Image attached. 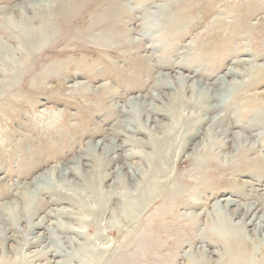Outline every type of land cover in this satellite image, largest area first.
<instances>
[{
  "label": "rangeland",
  "instance_id": "obj_1",
  "mask_svg": "<svg viewBox=\"0 0 264 264\" xmlns=\"http://www.w3.org/2000/svg\"><path fill=\"white\" fill-rule=\"evenodd\" d=\"M52 1L0 0V80L13 74L15 60L23 62L18 23L33 19L40 3L49 9L58 2ZM112 1L85 10L81 34L71 35L65 49L57 44L63 58L40 55L37 73L0 91V264H190L188 255L200 259L205 251L214 263L223 244L206 231L221 220L225 199L233 200L226 208L234 223L255 213L264 221V0ZM95 21L124 23L133 36L98 44L94 35L107 30ZM179 73L189 78L163 75ZM205 83L214 90L209 103ZM195 99L200 103L190 104ZM238 134L251 142H238ZM209 154L216 164L207 163ZM79 162L84 168L73 169ZM50 172L57 184L37 189ZM152 177L163 181L164 197L127 216L123 191L132 196ZM91 180L105 197L82 203ZM161 198L164 218L157 216ZM94 205L96 214L88 212ZM173 207L182 212L179 220L167 214ZM248 207L256 208L247 219ZM237 226L258 242L254 226ZM57 249L62 253L54 257Z\"/></svg>",
  "mask_w": 264,
  "mask_h": 264
},
{
  "label": "bare ground",
  "instance_id": "obj_2",
  "mask_svg": "<svg viewBox=\"0 0 264 264\" xmlns=\"http://www.w3.org/2000/svg\"><path fill=\"white\" fill-rule=\"evenodd\" d=\"M54 1V0H53ZM52 1V2H53ZM106 1H109V0H58V2H55L54 4L50 5L49 6V9L45 7V5L47 4H41L38 6V8H36V11L35 12V17H33V19H36L35 21L38 22V25L35 26L34 25V21L33 19H28L29 21H26L23 23V24H19L18 23V27H16V30L14 31L15 32V36H17V40H19L21 46L23 47V62L21 64H19V61L18 60H15L11 66H12V72L13 74L12 75H7L6 79L3 78L5 81L1 82L3 79L0 80V91L4 90V88H10V87H14V86H18L22 83V81H27L26 79H28V76L29 75H34L35 72L34 70L36 69V66L39 67V63L42 62L40 59H42V55L44 56L43 58H45L46 60H50L51 58H58V57H61L63 58V52H60L56 47H57V44L61 43V44H64V46L62 47L63 49H65V45L67 46V44L70 42V39L69 37H71V35L73 36V34L75 35H79L78 33L80 32L81 34V31L83 30V26L85 25V23H87V15H85V10L87 8H92V7H96L98 6L100 3H104ZM38 2V1H37ZM111 3H113L114 1L110 0ZM43 3V2H42ZM99 9V8H98ZM28 11V10H27ZM248 13V12H247ZM32 15V14H31ZM98 15H100V18L103 19L104 15H105V10L103 9H100L98 10ZM245 15H248V14H244ZM28 17V16H27ZM144 17V16H143ZM137 18V17H136ZM107 21H110V20H107ZM248 21V20H247ZM115 22V21H113ZM113 22H106L105 21H95V23H97L98 26L103 25L104 28H105V31L106 33L101 36L95 34L94 35V39L93 41L97 42L98 44H102L104 42H110V38L112 36H115L117 37V39H128V38H131L133 35V30L131 32L130 28L128 27V25L124 24V23H120L119 22H116L117 25H112ZM140 22V21H139ZM12 23V22H11ZM17 23V22H15ZM13 24V23H12ZM244 24V23H243ZM246 24V23H245ZM248 25V24H247ZM245 25V26H247ZM15 26V24H14ZM116 29H114V27ZM252 27V26H251ZM93 28V27H92ZM248 28V27H247ZM90 30V29H88ZM98 30V29H97ZM87 31V30H86ZM95 31V30H94ZM99 31V30H98ZM91 32H92V29H91ZM96 32V31H95ZM98 33V32H97ZM118 33V34H116ZM87 34V33H86ZM85 34V35H86ZM84 35V34H83ZM91 35V34H90ZM82 36V35H80ZM85 38V37H84ZM83 38V40H84ZM89 38V37H88ZM75 39V38H74ZM78 39V38H77ZM82 39V38H81ZM138 39V38H137ZM211 39V38H210ZM79 40V39H78ZM82 40V41H83ZM91 40V39H89ZM134 40V39H133ZM81 41V42H82ZM88 41V40H87ZM4 42V41H2ZM6 42V41H5ZM4 42V43H5ZM89 42V41H88ZM134 42V41H132ZM222 42V41H221ZM1 43V42H0ZM74 43V42H73ZM112 43V42H111ZM215 43V42H214ZM2 44V43H1ZM0 44V48H2V45ZM6 44V43H5ZM60 44V45H61ZM77 43H75L76 45ZM89 44V43H88ZM4 45V44H3ZM81 45V44H80ZM6 45H4L5 47ZM20 46V47H21ZM69 46V45H68ZM88 46V45H87ZM3 47V48H4ZM16 49H18L17 47H15ZM14 48V49H15ZM70 48V47H69ZM68 48V49H69ZM82 48V47H81ZM89 48V47H88ZM6 49V48H4ZM3 49V50H4ZM9 49V48H8ZM20 49V48H19ZM62 49V50H63ZM67 49V50H68ZM95 51V50H93ZM7 52V51H6ZM94 53V52H93ZM2 55V51L0 52V57ZM8 55V54H7ZM41 55V56H40ZM7 57V56H6ZM1 59V58H0ZM6 59V58H5ZM3 62V61H2ZM47 62V61H46ZM6 65V64H5ZM3 68V67H2ZM4 69V68H3ZM40 69V68H38ZM36 69V70H38ZM43 70V69H42ZM42 70H40V75L41 73L43 72ZM34 71V72H33ZM8 73H10L8 71ZM32 73V74H31ZM164 75V78H166V80L168 81H172V80H178V81H184V80H187L189 77L186 76V75H183V74H180L179 75H176V76H173L172 78H170V76L166 75V74H163ZM2 77V76H1ZM15 77V78H14ZM32 77V76H31ZM30 77V78H31ZM40 77V76H39ZM8 78V79H7ZM29 78V79H30ZM163 80V79H162ZM165 80V79H164ZM165 80V82H166ZM42 82V81H41ZM200 82V81H199ZM39 83V82H38ZM4 84V85H3ZM30 84V83H29ZM165 84V83H164ZM23 85V84H22ZM28 85V84H27ZM206 85V83H205ZM223 86V84H221ZM211 86V85H210ZM214 86V85H213ZM24 87V86H23ZM28 87V86H27ZM216 87V85H215ZM220 87V85H219ZM206 88L208 89L207 90V98H206V102L208 100L207 103H209V98L211 97V99H214L212 97V93H214V90L211 89V87L209 88L208 87V84L206 85ZM25 89H26V84H25ZM85 89V88H84ZM87 89V88H86ZM216 89V88H215ZM90 90V89H89ZM110 91V89H109ZM194 91V90H193ZM217 92V91H216ZM195 93V92H193ZM218 94V93H217ZM93 95V94H92ZM216 95V94H215ZM104 96V95H103ZM179 96V95H178ZM183 95H181L182 97ZM185 96V95H184ZM192 96V95H191ZM196 96V95H195ZM217 96V95H216ZM193 97V96H192ZM203 97V96H202ZM205 97V95H204ZM97 98V97H96ZM195 98V97H194ZM192 99V98H191ZM204 99V98H203ZM210 99V100H211ZM177 101V99H175ZM190 100V99H189ZM176 101H174L176 103ZM173 102V103H174ZM214 102V100H213ZM181 103V102H180ZM180 103L178 105H180ZM186 103V102H184ZM183 103V104H184ZM196 104L198 105L200 102L195 99V100H191L190 104ZM211 103V102H210ZM112 106V105H111ZM114 106V105H113ZM216 106V105H214ZM214 106L211 107L212 108H207V110L210 111V109H213ZM118 107V106H116ZM206 108V107H205ZM172 110V109H170ZM176 110V109H175ZM174 110V111H175ZM173 111V110H172ZM170 112V111H169ZM139 116V115H138ZM174 118V117H173ZM173 121V120H172ZM174 122V121H173ZM175 125V124H174ZM116 126V125H115ZM124 126V125H123ZM129 126V125H128ZM172 126V125H171ZM174 127V126H173ZM176 127V125H175ZM133 128V127H132ZM128 130V129H127ZM136 130V129H135ZM120 132V131H119ZM235 138L238 140V142L240 143H244L245 145L250 143L247 136H243V135H235ZM134 140V139H133ZM117 142V141H116ZM134 143V141H132ZM137 142V141H136ZM104 143V142H103ZM100 144V142H98V145ZM101 145V144H100ZM116 145V144H115ZM96 146V144H95ZM103 146V144H102ZM106 147V146H105ZM97 148V147H96ZM165 147H161L159 148V146L157 147L156 149V153H160V154H164L165 150H164ZM237 148V147H236ZM108 149V148H107ZM238 150V149H237ZM246 150V149H245ZM252 151V150H251ZM136 152V151H135ZM139 152V150H138ZM241 154L242 151H239ZM253 152V151H252ZM93 153V152H92ZM101 153V151H100ZM137 153V152H136ZM219 153V152H218ZM236 153V152H234ZM135 154V153H134ZM138 154V153H137ZM257 154V153H256ZM98 155V154H97ZM143 155V154H142ZM242 155V154H241ZM250 155V154H249ZM239 156V155H238ZM218 158V157H217ZM227 158V157H226ZM208 161L207 163H212L214 162L216 164V157L214 154H209L208 156ZM239 159V158H238ZM101 160V159H100ZM257 160V159H256ZM144 161V160H142ZM246 162V161H245ZM81 162H79L77 164V166L75 165L73 169H77V167L79 166H82L80 164ZM84 164V163H83ZM248 164V162H247ZM88 165V164H87ZM213 165V164H212ZM86 166V165H85ZM67 167V166H66ZM138 167V166H137ZM148 167V166H147ZM81 168H84L83 166ZM133 168V167H132ZM157 172L159 171H162L164 172V169H162L160 166L156 165L155 166ZM73 169H69V170H65V172L63 170H59L57 172L65 175L68 173L70 174ZM131 170V169H130ZM80 171V170H79ZM140 171V170H139ZM215 171V170H214ZM54 172V171H53ZM75 172V171H74ZM88 172V171H87ZM57 173V174H59ZM82 173V172H81ZM84 173V172H83ZM92 173V172H91ZM143 173V172H142ZM89 174V173H88ZM95 174V173H94ZM66 175V176H67ZM83 175V174H81ZM132 175V174H131ZM59 175H55L56 178H59L58 177ZM129 176V175H128ZM134 176V175H133ZM63 177V176H62ZM86 177V176H85ZM90 177V175H89ZM89 177H86L89 179ZM125 177V176H124ZM144 177V176H143ZM123 178V177H122ZM43 182H41L40 186H37V189H43L44 187H48V186H51V185H56L57 183H55V178H54V175L53 173H46L45 175H43ZM126 179V178H125ZM76 179H74L75 181ZM90 180V179H89ZM127 180V179H126ZM65 181V180H64ZM79 181V180H78ZM77 181V182H78ZM87 181V180H86ZM85 181V182H86ZM121 181V180H120ZM123 181V180H122ZM142 181V179H141ZM57 182V181H56ZM71 182V181H70ZM76 182V181H75ZM80 182V181H79ZM78 182V183H79ZM90 182V181H89ZM126 182V181H125ZM137 182V181H136ZM38 183V182H37ZM62 183V182H61ZM77 183V184H78ZM81 183V182H80ZM83 183V182H82ZM120 183V182H119ZM130 183V182H129ZM72 184V183H71ZM70 184V185H71ZM76 184V185H77ZM85 184V183H84ZM96 183L95 182H92L91 180V183L88 184L84 190H83V198H81L80 202H85L88 203L89 202V199H87V197L89 196L91 199H93L94 202H97L99 201L102 197H105V195H103L101 192L99 193V189L97 188V186L95 185ZM102 184V183H101ZM116 184V183H115ZM118 184V183H117ZM135 184V183H134ZM75 185V183H74ZM120 185V184H119ZM131 184H129L128 186H130ZM65 186V185H64ZM72 186V185H71ZM85 186V185H84ZM103 186V185H101ZM125 186V185H123ZM135 186V185H134ZM69 187V185H68ZM112 187V186H111ZM118 187V186H117ZM140 187V188H139ZM59 188V187H58ZM73 188V187H72ZM120 188V187H119ZM121 188H123L121 186ZM63 189V188H62ZM65 189V188H64ZM105 189V188H104ZM117 189V188H116ZM115 189V190H116ZM133 189V188H132ZM44 190H46L44 188ZM78 190V189H77ZM118 190V189H117ZM35 191V190H34ZM65 191V190H64ZM102 191V189H101ZM114 191V190H113ZM130 191V190H129ZM164 184H163V181L159 180V179H156L154 177L152 178H147L145 180H143L142 182L139 183L138 187L136 188L134 194L131 196L130 195V192H127L126 189L125 191H123V198L124 199V203H123V208H125V214L129 217H132L136 212H138V210H140L141 208H143V206H145V204H147L148 200L150 199H153L155 197H159V196H162L164 197ZM192 191V190H191ZM107 192V191H106ZM110 192V191H109ZM108 192V193H109ZM104 193V192H103ZM63 194V193H62ZM67 196V195H66ZM78 196V197H79ZM111 196V195H110ZM129 196V197H128ZM76 199V198H75ZM117 199H120V198H117ZM162 199V198H161ZM160 199V200H161ZM78 200V199H77ZM103 200V199H102ZM164 200L165 199H162V209L157 216H159V218H164ZM172 200V203L174 201V203H177L179 204V202H181V199L179 197V192H176V194L173 196V198L171 199ZM170 200V201H171ZM226 200V203L224 204L225 206H223L224 208H221L219 207L220 209L219 210H222L224 209V212H222V217H221V220L219 221L218 224H213L212 229L211 230H208L206 231V233L210 232V235L208 236L211 240H215L214 242L216 243H219L218 245H222L223 244V248H222V258L218 261V262H214L212 263L211 260L209 261L206 257H207V252L203 251L205 255H203V257L201 256L200 259H197L196 256H194V254L192 255H188L190 256V264H264V232L263 234L261 235V237L259 236L260 232L261 231H264V221L263 219L262 220H258L256 221L257 219L255 218V214L253 215L252 213H254L255 211V208H249L247 210V214H246V218L249 217L251 214L253 215V217L247 222L246 220V223L241 220L239 223H234L232 218L234 217V214L231 213L228 208L226 207H230V205L233 204V200L232 199H225ZM122 201V202H123ZM167 201V200H165ZM217 201V200H216ZM114 202V200H113ZM118 202V201H117ZM258 202V201H257ZM169 203V202H168ZM16 204V203H15ZM114 204V203H113ZM118 204V203H117ZM122 204V203H121ZM217 204H219L218 206H220V201L217 202ZM79 205V204H78ZM90 205V204H89ZM116 205V204H114ZM113 205V206H114ZM7 206V205H6ZM17 206V205H16ZM95 206V205H94ZM92 206L91 208H89L88 212L90 211V209H93L94 211V214L97 213V211H99L98 208H96V206L94 207ZM119 206V205H118ZM117 206V208H118ZM255 206V205H254ZM8 207V206H7ZM178 207V206H177ZM75 208V207H74ZM78 208V207H77ZM82 208V206H81ZM80 208V209H81ZM113 208V207H111ZM120 208V207H119ZM174 208L176 209V207H173L171 208V211H169L167 214L169 215V217L171 216L173 219H176L178 218L179 216H181L180 212L179 213H176L174 211ZM240 208V207H238ZM4 209V208H3ZM66 208H64L65 210ZM98 209V210H97ZM122 209V207H121ZM153 209V208H152ZM179 209V208H178ZM217 209V208H216ZM260 209V208H259ZM263 209V208H261ZM1 210V209H0ZM58 210V209H57ZM60 210V209H59ZM63 210V211H64ZM72 210V209H71ZM79 210V209H78ZM112 210V209H111ZM110 210V212H111ZM7 211V210H6ZM27 211V210H26ZM74 211V210H73ZM80 211V210H79ZM78 211V212H79ZM114 211L113 212V216H117V213L119 211L117 210H112ZM157 211V212H158ZM226 211H229V213H225ZM257 211V210H256ZM58 212H61L58 211ZM71 212V211H70ZM109 212V213H110ZM156 212V214H157ZM178 212V211H177ZM209 213V211H207ZM212 211H210L211 213ZM2 213V212H1ZM5 213V212H4ZM64 214V212H62ZM67 212H65L66 214ZM74 213V212H73ZM77 213V211H76ZM191 213V212H190ZM209 213V214H210ZM215 214L217 213L216 211L214 212ZM36 214V213H35ZM56 214V213H55ZM62 214V215H63ZM68 214V213H67ZM72 213H70L71 215ZM79 214V213H78ZM185 214V213H184ZM192 214V213H191ZM212 214V213H211ZM210 214V215H211ZM4 215V214H3ZM51 215V214H50ZM73 215V214H72ZM120 215V214H119ZM205 215V214H204ZM217 215V214H216ZM2 216V215H1ZM53 216V215H52ZM61 216V215H60ZM64 216V215H63ZM75 216V215H74ZM86 216V215H85ZM143 216V215H142ZM62 217V216H61ZM72 217V216H71ZM78 217V216H77ZM141 217V216H140ZM169 217H166V218H169ZM214 217V216H213ZM217 217V216H216ZM261 217V216H260ZM259 217V218H260ZM264 217V216H262ZM64 218V217H63ZM80 218V217H79ZM88 218V217H87ZM111 218V217H110ZM113 218V217H112ZM118 218V217H117ZM123 218V217H122ZM143 218V217H142ZM156 218V217H155ZM245 218V219H246ZM124 219V218H123ZM218 219V217H217ZM248 219V218H247ZM71 220V219H70ZM84 220V219H83ZM81 220V221H83ZM86 220V219H85ZM115 220V219H114ZM176 220H179V219H176ZM79 221V220H78ZM93 221V220H92ZM105 221V220H104ZM109 221V220H108ZM112 221V220H110ZM109 221V222H110ZM125 221V220H123ZM211 221V220H210ZM209 221V223H210ZM61 222V221H60ZM73 222V221H72ZM181 222V221H180ZM199 222V221H198ZM206 222V221H205ZM214 222V221H213ZM54 223V222H53ZM52 223V226H49L50 228L53 227ZM59 223V222H58ZM57 223V224H58ZM71 223V222H70ZM74 223V222H73ZM72 223V224H73ZM78 223V222H77ZM79 223H81L79 221ZM95 223V222H93ZM56 224V223H55ZM107 224V223H106ZM105 224V225H106ZM197 224V222H196ZM237 224H242V225H252L254 226V228L256 229V233H257V239H258V242L257 243H253L251 242V238H249L247 235L244 234V232L242 230H240V228H238ZM38 226L42 227L41 225V222L37 224ZM50 225V224H49ZM81 225V224H80ZM92 225V224H91ZM112 225V223H111ZM121 224H119L120 226ZM129 225V224H128ZM205 225V223H204ZM96 226V225H95ZM154 226V225H153ZM197 226V225H196ZM86 227V226H85ZM116 227V226H114ZM125 227V226H124ZM144 227V226H143ZM148 227V226H147ZM178 227V226H177ZM185 225L181 223V228H184ZM192 226H189L187 227V230L189 231V229H191ZM247 227V226H245ZM71 228V227H70ZM73 228V227H72ZM111 228V227H110ZM113 228V227H112ZM117 228V227H116ZM149 228V227H148ZM201 228V227H200ZM58 229V228H57ZM76 229V228H75ZM120 229V228H119ZM176 229V228H175ZM178 229V228H177ZM176 229V230H177ZM185 229V228H184ZM198 229V228H197ZM202 229V228H201ZM205 229V228H204ZM247 229V228H245ZM55 230V228H54ZM84 230V229H83ZM87 230V229H86ZM147 230V229H146ZM199 230V229H198ZM197 230V231H198ZM173 231H175L173 229ZM184 231V230H182ZM200 231V230H199ZM203 231V229H202ZM53 232V231H52ZM70 232V231H69ZM86 232V231H84ZM170 232V231H168ZM88 233V232H87ZM101 233V232H100ZM191 233V232H189ZM193 233V232H192ZM205 233V232H204ZM65 234V233H64ZM67 234V233H66ZM76 234V233H74ZM95 234L97 235V233L95 232ZM209 234V233H208ZM79 235V234H78ZM190 236V234H187ZM206 235V234H205ZM61 236V235H60ZM90 236V235H89ZM197 236V235H196ZM207 236V235H206ZM256 236V235H255ZM77 236H75L76 238ZM99 237V236H97ZM102 237V236H101ZM192 238V236H190ZM199 237V236H197ZM74 240L75 238L72 237ZM91 238V237H90ZM105 238V236H104ZM190 238V239H191ZM64 239V238H62ZM109 239V238H108ZM71 240V239H70ZM69 240V241H70ZM91 240V239H90ZM195 240V239H194ZM200 240V239H199ZM85 241V240H84ZM176 241V240H175ZM185 241V240H184ZM81 242V241H80ZM129 242V241H128ZM183 242V241H182ZM251 242V243H250ZM67 243V242H66ZM65 243V244H66ZM93 243V242H92ZM194 243V242H193ZM128 244V243H127ZM3 245V244H2ZM70 245H71V242H70ZM78 245H81V244H78ZM175 245V244H174ZM182 245V244H181ZM76 246V245H74ZM84 246V245H83ZM180 246V245H179ZM178 246V247H179ZM82 247V246H81ZM112 247V246H111ZM134 247V246H133ZM181 247V246H180ZM78 248L80 249V247L78 246ZM91 248V247H90ZM100 248V247H99ZM193 248V246H192ZM219 249V248H218ZM6 250V249H5ZM4 250V251H5ZM190 250V249H189ZM194 250V249H193ZM220 250V249H219ZM54 252L52 253V255L55 257L57 254H60L62 253L61 252V249H57V250H53ZM126 251V250H125ZM88 252V251H87ZM198 252V251H197ZM202 252V253H203ZM97 254L96 255H99L100 252H96ZM195 253V251H194ZM201 253V255H202ZM110 254V252H109ZM198 254V253H196ZM221 255V254H220ZM89 256V255H87ZM187 256V255H186ZM194 256V257H193ZM117 257V256H116ZM89 258V257H88ZM94 258V257H93ZM84 259V258H83ZM104 260V259H103ZM218 260V259H217ZM121 261V260H120ZM8 263V262H7ZM14 263V262H13ZM82 263V261H81ZM72 264V263H71ZM121 264V263H119ZM189 264V263H188Z\"/></svg>",
  "mask_w": 264,
  "mask_h": 264
}]
</instances>
